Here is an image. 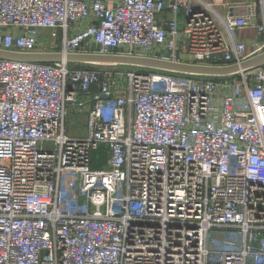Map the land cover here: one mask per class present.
I'll return each mask as SVG.
<instances>
[{"label": "built area", "instance_id": "obj_1", "mask_svg": "<svg viewBox=\"0 0 264 264\" xmlns=\"http://www.w3.org/2000/svg\"><path fill=\"white\" fill-rule=\"evenodd\" d=\"M245 8L0 0V49L37 51L48 32L64 54L240 64L264 52V0ZM76 65L0 58V264H264V65L223 78ZM83 109L85 133H69Z\"/></svg>", "mask_w": 264, "mask_h": 264}, {"label": "water", "instance_id": "obj_2", "mask_svg": "<svg viewBox=\"0 0 264 264\" xmlns=\"http://www.w3.org/2000/svg\"><path fill=\"white\" fill-rule=\"evenodd\" d=\"M0 58L32 61L61 62L99 67H129L141 69L144 72H157L188 77L223 78L240 74L264 65V52L251 57L240 64L207 65L198 63L178 62L158 57L101 54V53H68L60 51L17 52L0 49Z\"/></svg>", "mask_w": 264, "mask_h": 264}, {"label": "rangeland", "instance_id": "obj_3", "mask_svg": "<svg viewBox=\"0 0 264 264\" xmlns=\"http://www.w3.org/2000/svg\"><path fill=\"white\" fill-rule=\"evenodd\" d=\"M45 35V34H44ZM46 36V35H45ZM40 37L38 41L37 47L42 50H47V51H54L57 49V46L59 45V41H56V39H49V33L48 36L46 37ZM48 37V39H47ZM79 67H90L87 65H76ZM99 69L104 68V67H99L96 66ZM117 69L123 68L121 70L125 69H135L139 70L137 68H129V67H116ZM112 71V70H111ZM117 71V70H115ZM139 71H142L141 69ZM119 72V71H118ZM122 75V74H121ZM86 123H87V111L86 109H83L82 111H75L72 112L70 115L66 117V125L70 129L71 133L74 135H82L86 131ZM105 147H101L98 151H94L91 153V157L94 161V165H92L93 169H101L106 167L107 165V157H104L102 153L104 152ZM99 163L96 165V163Z\"/></svg>", "mask_w": 264, "mask_h": 264}, {"label": "crops", "instance_id": "obj_4", "mask_svg": "<svg viewBox=\"0 0 264 264\" xmlns=\"http://www.w3.org/2000/svg\"><path fill=\"white\" fill-rule=\"evenodd\" d=\"M204 1L215 2V3H219V4H227L231 7H233L235 9V12H237L239 14H243L246 10L245 5L247 3H250L251 1H255V0H204ZM44 34L47 36L48 32H45ZM44 34H43V37L45 36ZM239 34H240V37L246 38V39L256 38V36H257L255 29H243L239 32ZM47 39H48V37H47ZM37 51H47V50H42V49L38 48ZM67 131L69 133H71L69 128H67Z\"/></svg>", "mask_w": 264, "mask_h": 264}]
</instances>
